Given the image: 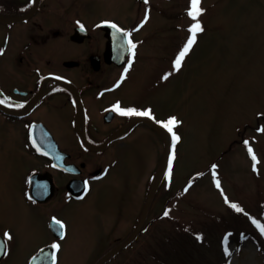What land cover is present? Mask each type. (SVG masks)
<instances>
[{
	"label": "rangeland",
	"instance_id": "rangeland-1",
	"mask_svg": "<svg viewBox=\"0 0 264 264\" xmlns=\"http://www.w3.org/2000/svg\"><path fill=\"white\" fill-rule=\"evenodd\" d=\"M91 6L95 14L126 25L143 22L134 33L133 82L119 89L126 103L148 99L156 104L157 116L181 121L173 130L181 139L169 188L158 194L153 219L104 264H264V234L253 222L264 225V132L258 131L264 127V0H202L205 11L199 19L205 30L179 71L173 62L194 22L188 15L190 0H92ZM145 82L151 84L146 91L140 89ZM3 131L0 231L12 237L5 264H24L52 239V215L68 225L57 264H94L125 237L101 235L115 213L125 215L138 184L141 204L142 177L164 150L158 135L140 130L137 142L114 157L104 186L89 196L88 204L62 199L42 204L29 199L21 186L32 164L30 152ZM233 203L243 211L237 212Z\"/></svg>",
	"mask_w": 264,
	"mask_h": 264
},
{
	"label": "flooded vegetation",
	"instance_id": "flooded-vegetation-1",
	"mask_svg": "<svg viewBox=\"0 0 264 264\" xmlns=\"http://www.w3.org/2000/svg\"><path fill=\"white\" fill-rule=\"evenodd\" d=\"M91 1L0 0V100L3 101L0 129L13 135L30 152L32 164L26 167L21 186L27 197L37 203L62 199L66 203L86 201L88 204L89 196L104 186L114 167V157L137 142L134 141L140 130L150 132L151 136L158 135L165 150V140L154 127V121H165L167 116L165 119L157 116L156 104L148 99L136 100L138 104L134 105L126 103L119 89L133 82L129 77L130 69L124 73L132 55L129 52L121 64L110 61L109 29L112 27L102 24L109 21L130 32L135 43L138 39L134 35L136 25L142 22L137 20L126 25L117 18L95 14ZM19 16L22 18L9 19ZM78 21L84 26L83 30ZM147 87H151L150 82L141 84L140 89L146 91ZM117 102L122 108L150 109L152 115L144 119V116H123L113 108ZM163 154L142 177L141 204L137 200L141 185L138 184L124 208L125 215L115 213L110 219L101 236L125 237L109 249L136 228ZM168 172L169 166L136 236L144 233L153 219L151 214L162 187L169 188ZM114 208L117 211L119 207ZM53 218L64 223V237L68 235L67 222L52 215L49 218L52 239L40 245L24 264H30L45 248L42 263L52 264V260L45 262L53 251L58 263L60 249L54 250L52 245L59 244L61 236ZM3 233L0 231V237ZM7 249V255H0V264H5L10 253L9 240Z\"/></svg>",
	"mask_w": 264,
	"mask_h": 264
},
{
	"label": "snow or ice",
	"instance_id": "snow-or-ice-1",
	"mask_svg": "<svg viewBox=\"0 0 264 264\" xmlns=\"http://www.w3.org/2000/svg\"><path fill=\"white\" fill-rule=\"evenodd\" d=\"M144 3L147 4L148 0H144ZM202 4V0H190V7L188 9V15L189 17H191V19L194 21L190 26H189V37L187 39V41L185 42L184 46L181 48V50L179 51V53L176 56L175 61L173 62V70L174 71H179L182 67V64L185 60V57L189 54V52L192 50L193 45L196 44L197 42V35L199 33L204 32V26L201 23V20L199 19V17H201L204 13V9L201 7ZM148 20V15L147 13L145 14V22ZM78 25L80 26V28L83 30L84 26L82 24H80V22H77ZM102 24H110L112 28L116 29L117 33H120L123 35V37L126 40L127 43V47L129 52L131 53L132 57H135L136 55V48L137 45L136 43L133 42V40L130 38L131 37V33L130 32H126L124 29L119 28L117 25H115L114 23H111L109 21H103ZM99 26V25H98ZM141 26H143V22L141 24ZM115 35V34H114ZM2 51V50H0ZM133 60L132 59H128L127 64L128 67H126L124 69V73H127L129 68L132 66ZM171 75V73L166 74L163 79H167L168 76ZM125 78V76L122 74L121 76V81H123ZM58 79H60L58 77ZM119 83H117V87L119 86ZM3 101L0 100V104H2ZM17 107H22V105H17ZM115 111H118L121 115L123 116H144V117H151L152 113L151 110H137L135 108H122L119 104V102H117L116 105L113 106ZM261 116H264V114H260ZM158 124H160L162 127H164L169 133H171L172 136V148H173V153L172 155H170L169 157V161H168V166H169V172L168 175L169 177L171 176V165H172V161L173 159H175V146L176 143L179 142V140L181 139L180 136H178L173 130L174 128H176L181 121L178 120L175 116L169 117L168 120L166 121H157ZM258 131L264 132V127H261L258 129ZM33 143H35V141H33ZM246 145L249 143L248 141L244 142ZM249 153L252 155V159L255 161L256 160V156L254 154V151L251 147L248 148ZM216 166L213 165V168H215ZM213 175L215 176V172L213 173ZM84 186H85V191H87V181L84 182ZM216 187L219 188L220 187V181L217 179L216 180ZM185 191H187V189H185ZM81 199L83 197H80ZM29 199H31V197H29ZM226 199V203L227 198ZM231 207L234 208L237 212H242L243 209L240 208L237 204H231ZM168 212L165 211L164 215L168 216ZM254 223H257V226L260 228V231L262 234H264V225H260L257 221H253ZM53 223L57 226L61 239L64 238V223L56 218H53ZM12 237L10 235V233L5 232L3 233V236L0 237V255H7L8 254V249H7V240H10ZM52 248L54 250H59L60 249V244L58 243H54L52 245ZM226 254L227 253V249H226ZM51 260H52V264H56V251H53L51 253Z\"/></svg>",
	"mask_w": 264,
	"mask_h": 264
},
{
	"label": "water",
	"instance_id": "water-1",
	"mask_svg": "<svg viewBox=\"0 0 264 264\" xmlns=\"http://www.w3.org/2000/svg\"><path fill=\"white\" fill-rule=\"evenodd\" d=\"M140 1H143V0H140ZM19 18H22V17L21 16L12 17L9 19H19ZM109 31H110L109 32L110 33V42H109V49H108L109 50L108 51L109 52V59H110V61H115V62H118L120 64L124 63L126 61L128 53H129L126 40L123 37V35L120 33H117L115 29L110 28ZM106 55H107V53H106ZM144 118H146V117H143L142 119H144ZM154 122H155L154 127L158 130V132L163 136V138L165 140V150H164V154H163L160 166H159V168L155 174L153 183L149 189L140 220H139L136 228L134 229V231L131 233V235L127 236L124 240H122L121 242L116 244L114 247H112L111 249L106 251L104 253V255L102 257H100L95 264H102V263L106 262L113 255H115L119 250L126 247L132 241H134L136 239V237H137L136 235L140 232V230L143 226V223H144L146 214L148 212L149 206H150L152 199H153V197H154V195L158 189L159 182H160L162 176L164 175V173L168 167V161H169L171 148H172L171 138L167 134L164 127H162L156 121H154ZM45 253H46V249L41 250L38 254H36L32 258L30 264H43L42 260L45 256ZM50 260H51V255L49 254L48 260L45 263H48Z\"/></svg>",
	"mask_w": 264,
	"mask_h": 264
},
{
	"label": "bare ground",
	"instance_id": "bare-ground-1",
	"mask_svg": "<svg viewBox=\"0 0 264 264\" xmlns=\"http://www.w3.org/2000/svg\"><path fill=\"white\" fill-rule=\"evenodd\" d=\"M46 249V248H45Z\"/></svg>",
	"mask_w": 264,
	"mask_h": 264
}]
</instances>
